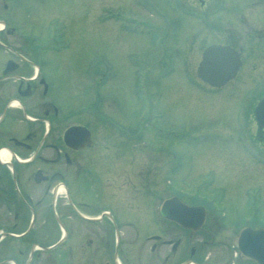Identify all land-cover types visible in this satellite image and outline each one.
Returning <instances> with one entry per match:
<instances>
[{
	"label": "flooded vegetation",
	"instance_id": "flooded-vegetation-1",
	"mask_svg": "<svg viewBox=\"0 0 264 264\" xmlns=\"http://www.w3.org/2000/svg\"><path fill=\"white\" fill-rule=\"evenodd\" d=\"M18 6L0 0V264H264V236L250 253L237 246L243 227L264 230V204L229 220L227 205L191 201L205 207L197 229L176 205L166 215L167 198L189 194L153 188L158 164L138 156L150 153L132 131L109 128L99 103L78 104L52 51L22 44L33 31L14 24ZM232 33L201 43L237 48L242 68Z\"/></svg>",
	"mask_w": 264,
	"mask_h": 264
},
{
	"label": "rangeland",
	"instance_id": "rangeland-1",
	"mask_svg": "<svg viewBox=\"0 0 264 264\" xmlns=\"http://www.w3.org/2000/svg\"><path fill=\"white\" fill-rule=\"evenodd\" d=\"M204 1L201 11L200 0H16L21 12L12 17L33 31L22 44L50 51L57 45L60 50L46 56L66 78V91L83 98L77 103L92 100L105 107L108 123L131 129L125 132L132 131L150 153L138 156L155 158L153 188L169 190L170 184L173 191L208 197L227 205L231 220L235 211L264 204V138L254 118L264 94V14L257 7L264 0ZM53 17L66 27L59 24L52 34L46 25ZM231 30L228 39L243 51L245 65L238 79L211 89L197 82L201 42ZM152 123L156 127L147 128ZM167 167L170 181L168 174L163 180Z\"/></svg>",
	"mask_w": 264,
	"mask_h": 264
},
{
	"label": "water",
	"instance_id": "water-1",
	"mask_svg": "<svg viewBox=\"0 0 264 264\" xmlns=\"http://www.w3.org/2000/svg\"><path fill=\"white\" fill-rule=\"evenodd\" d=\"M239 66L240 58L236 52L227 47L223 48L219 46H213L207 48L205 51L203 61L200 63L198 68V75L213 86H221L236 75ZM256 117L259 123L264 125V97L256 107ZM170 205H178L180 206L179 209L185 212L188 227L197 228L204 221L203 211H201L202 216L200 215L201 220L200 217L198 219H195L194 217L195 214L198 213V210H200V207L189 206L188 204H185L179 200L178 197H174L167 200L163 205V212L166 215L175 214L174 211H177L169 210L168 208L165 209V206ZM261 236H264L262 231H252L249 228L243 229L240 233V243L238 245L241 253H250L247 245L259 246V243H261ZM251 253H253V250ZM256 253H259L258 248Z\"/></svg>",
	"mask_w": 264,
	"mask_h": 264
},
{
	"label": "bare ground",
	"instance_id": "bare-ground-1",
	"mask_svg": "<svg viewBox=\"0 0 264 264\" xmlns=\"http://www.w3.org/2000/svg\"><path fill=\"white\" fill-rule=\"evenodd\" d=\"M10 157H11V155H10V154H7V155H6V158H10Z\"/></svg>",
	"mask_w": 264,
	"mask_h": 264
}]
</instances>
